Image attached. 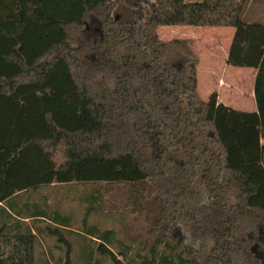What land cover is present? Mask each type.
Wrapping results in <instances>:
<instances>
[{
	"label": "trees",
	"instance_id": "trees-1",
	"mask_svg": "<svg viewBox=\"0 0 264 264\" xmlns=\"http://www.w3.org/2000/svg\"><path fill=\"white\" fill-rule=\"evenodd\" d=\"M249 1L0 0V264H52L42 238L75 264L74 234L81 264H264V21L243 18ZM159 26L234 28L226 62L257 70V111L202 99L198 58ZM65 184L87 186L82 228L62 194L49 202ZM105 184L129 188L152 241L93 220Z\"/></svg>",
	"mask_w": 264,
	"mask_h": 264
},
{
	"label": "rangeland",
	"instance_id": "rangeland-1",
	"mask_svg": "<svg viewBox=\"0 0 264 264\" xmlns=\"http://www.w3.org/2000/svg\"><path fill=\"white\" fill-rule=\"evenodd\" d=\"M186 1H201V0H186ZM245 20H262L264 21V0H250L247 10L243 15ZM232 32V27H208V26H159L158 33L162 39L170 40L172 38H182L187 41L188 46L193 51L195 56L202 62L201 65H207V58L212 56H220L227 44L228 32ZM220 38V39H219ZM219 40L221 41L219 43ZM220 71L222 64L219 59H216L215 63ZM241 70H249L248 73H240ZM251 68L249 67H236L228 65L226 72V85L223 87L215 84L209 89L206 87L204 80L203 70L198 71V92L202 99L207 100L211 93L217 92L219 94V100L230 105L236 109H242L246 111H252L253 104L250 101L249 90H242V85L251 83ZM213 89V90H212ZM247 96H243V94ZM264 143V141H262ZM87 186L77 184L71 189V185L65 184L55 187L50 190L49 202L56 205V194H62L64 196V202L61 204L62 210L70 212L73 216V223L75 227L82 228V219L85 214V203H82L83 191ZM88 187L92 189V185ZM103 194V212L101 215L93 217V220L101 222L102 228L115 227L121 230L126 229L132 237L137 238L138 241L143 240L146 242L152 241L154 235L151 233V218L148 212L134 211L129 204V188L117 186V185H104L101 187ZM81 196V197H80ZM113 216H108L109 213ZM110 213V214H111ZM182 235L181 230L176 229L175 233ZM123 237V231L119 233ZM74 239V251L72 256L74 257L75 264H81L80 258L83 255V248L77 245V240L80 236L72 235ZM81 241V239H80ZM128 241V240H127ZM42 244L38 245V254L45 252L50 257L51 263H55V260L64 256V250L54 247L56 243L55 238H42ZM82 243V241H81ZM147 243V244H148ZM83 245V244H82ZM139 248V244L134 243L133 256H135V250ZM80 249V250H79ZM147 251H143V254ZM50 256H49V255ZM264 257V255L262 254ZM80 257V258H79ZM79 260V261H78ZM103 264H113L109 258L102 259Z\"/></svg>",
	"mask_w": 264,
	"mask_h": 264
},
{
	"label": "crops",
	"instance_id": "crops-1",
	"mask_svg": "<svg viewBox=\"0 0 264 264\" xmlns=\"http://www.w3.org/2000/svg\"><path fill=\"white\" fill-rule=\"evenodd\" d=\"M233 33H234V30L232 32H230V31L228 32L229 36L227 39V44H226V46H225V48H224V50L220 56H212V57L207 58L208 59L206 61L207 65H203V66L201 65L202 62L200 61V59H198V71L203 70V73L205 74L204 80L206 83V87L209 89L212 87V85H215V84H218L222 87L224 85H226V79L225 78H226V72H227L228 65H229V64H227L226 60H227V54H228V47L230 45ZM220 42L221 41L219 40V43ZM216 59H219L220 63L222 64V66H221L222 70L221 71H220V68L215 64ZM243 68L244 67H242V69ZM247 71H249V70H241L240 73H248ZM256 74H257V70L255 68H251V70H250L251 83L249 85H247L246 83H244L242 85V90H247V92L249 90V96L246 95V92H245V95L243 94V96L244 97L247 96L248 98H250V101L254 106L252 111H257V105H256V100H255V94H254V84H255ZM197 75H198V72H197ZM218 98H219V94H218ZM226 105H228V104H226ZM234 109H236V108H234ZM238 110H242V109H238ZM243 111H246V110H243ZM26 220L28 222H31L30 218H26Z\"/></svg>",
	"mask_w": 264,
	"mask_h": 264
},
{
	"label": "water",
	"instance_id": "water-1",
	"mask_svg": "<svg viewBox=\"0 0 264 264\" xmlns=\"http://www.w3.org/2000/svg\"><path fill=\"white\" fill-rule=\"evenodd\" d=\"M260 256H262V253H259ZM263 257V256H262Z\"/></svg>",
	"mask_w": 264,
	"mask_h": 264
}]
</instances>
